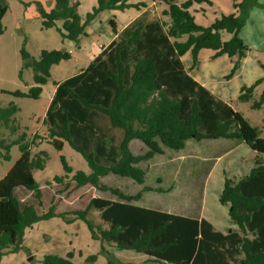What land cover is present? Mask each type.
Returning a JSON list of instances; mask_svg holds the SVG:
<instances>
[{
  "label": "trees",
  "instance_id": "1",
  "mask_svg": "<svg viewBox=\"0 0 264 264\" xmlns=\"http://www.w3.org/2000/svg\"><path fill=\"white\" fill-rule=\"evenodd\" d=\"M164 5L159 15H152L149 3H130L127 0H98L97 6L83 18L79 3L73 0H55V7L46 10L39 6L43 28L57 27L65 39L78 42L87 35L89 24L104 10L136 7L147 9L124 27L111 26L115 38L96 55L86 68L56 83L44 118L48 141L57 146L63 139L81 153L90 167V173L77 171L72 181L77 186L90 184L98 189H110L117 199L94 197L90 207L99 211L100 223L88 217V210H76L74 219H83L92 238L109 243L121 250H131L144 262L171 264H264V138L231 103L197 81L186 69L182 57L192 52L193 65H199L203 48L216 50L214 57L228 55L234 59L233 74L240 59L250 51L240 32L250 9L258 0L234 1L235 12L222 13L208 26L199 24L191 8L194 3L212 0H153ZM9 10L0 0V35L4 34L3 19ZM58 23H61L60 25ZM225 33L230 38L225 40ZM25 68L34 71V85L26 92L6 91L19 97L40 98L51 77V68L71 58L67 49L42 50L39 57L21 49ZM261 83L243 86L239 99L252 102V108H261L264 90L255 97ZM18 105L0 107V126L17 133L15 114ZM228 138L247 144L258 153L250 173L239 179L225 178L219 196L222 205L229 207L231 221L238 226L224 233L206 218H193L178 213L148 208L135 202L151 187L144 185L137 193L104 184L109 174L130 177L145 184L149 162L163 154L165 147L180 150L189 139ZM132 140H140L147 147L135 154ZM19 146L20 158L0 180V264L4 250L16 252L21 247L25 229L57 213L54 206L39 213L36 205L22 201L17 193L25 188L41 198L39 184L33 171L43 170L47 154L32 153L26 135L18 140L0 141V158H9L10 147ZM35 144V141H33ZM62 161L67 169L64 157ZM63 182V177H56ZM204 187L200 189L203 193ZM73 254L66 257L49 254L44 264H74ZM96 256L90 257L95 261ZM87 264V263H85ZM107 264H115L109 260Z\"/></svg>",
  "mask_w": 264,
  "mask_h": 264
},
{
  "label": "rangeland",
  "instance_id": "2",
  "mask_svg": "<svg viewBox=\"0 0 264 264\" xmlns=\"http://www.w3.org/2000/svg\"><path fill=\"white\" fill-rule=\"evenodd\" d=\"M5 1L9 10L3 19L5 32L0 35V107L10 103L18 105L15 124L19 127V131L12 133L8 128L0 127V141L18 140L19 135L23 133L31 144L33 154L46 152L48 158L45 169L33 171L40 187L41 198L25 188L18 189L17 193L22 201L36 205L41 214L54 206L58 214L67 213V215L53 216L26 228L19 250L16 252H12L11 248L4 250L1 264H44L46 255L57 254L66 257L69 253L73 254L74 264H107L109 260L115 264H171L154 261L143 263L140 256L131 250H121L112 244L92 238L91 231L83 219L69 222L75 217L74 211L89 209L88 217L96 224L100 223L99 211L90 207L92 198L117 199V196L110 189H98L90 184L77 186L71 179L77 171L90 173L87 161L63 139L57 140V146L50 143L47 126L44 123L55 83L89 65L99 45L106 43L107 35L113 32L109 18L123 25L124 19L134 15L138 9L128 7L101 13L87 27V35L76 42L65 39L57 27L43 28L39 6L51 10L55 7V0ZM127 1L147 3V0ZM77 2L78 12L83 18L98 4V0H74V3ZM254 6L256 8L253 11V18L248 19L250 15L248 16L240 32V35H245V42L251 50L240 59L239 68L231 74L234 65L229 69V63L224 58L215 62L207 54L209 52L200 55L199 65L212 86L218 87L221 96H226L236 110L240 111L253 126L258 127L264 138V103L261 108L254 109L251 106L252 102L239 99L243 86H252L259 80L261 83L255 89V97L259 98L264 90L262 66L264 35L250 36L247 30L264 25V16L261 15L264 14V0H258ZM260 45H262L261 51H256ZM23 47L36 58L45 49L65 48L72 55L69 60L52 66L51 77L43 85V92L38 99L3 92V90L27 92L34 85L32 68H25L23 76L20 77L24 63L21 54ZM183 60L186 64L192 63V54L188 53ZM239 69L240 72L236 75ZM131 148L136 154L147 151V147L141 142H134ZM0 151L6 153L1 147ZM20 156L19 146L14 144L10 147L9 158H0V180ZM257 156V152L239 140L189 139L185 148L175 150L165 147L163 154L155 155L144 164L148 172L145 184L115 174L105 176L103 182L108 187L120 188L127 193H137L144 185L155 188L153 192L145 191L139 203L152 199L149 204L158 209H168L173 213L189 217L204 214L218 228L227 231L228 225L231 224L229 208L219 201L225 178L239 179L249 174ZM62 157L72 169L71 172H67ZM57 176L63 177V182H57ZM202 187H204V196L200 193ZM93 255L96 256V260L90 261Z\"/></svg>",
  "mask_w": 264,
  "mask_h": 264
},
{
  "label": "crops",
  "instance_id": "3",
  "mask_svg": "<svg viewBox=\"0 0 264 264\" xmlns=\"http://www.w3.org/2000/svg\"><path fill=\"white\" fill-rule=\"evenodd\" d=\"M234 1H236V2H240L241 0H212V3L211 4H209V3H207V2H200V3H194V5H193V7L191 8V10H192V12H193V14L195 15V17H196V21L199 23V24H201V25H204V26H208V25H210L211 23H213L214 22V20L216 19V18H218L222 13H225V14H230V13H233V12H235L236 10H235V8L233 7V3H234ZM73 2H74V0H73ZM147 3H149V8L151 9V11H152V15H159L160 16V13H161V11L164 9V5H160V4H157V5H155V6H152V4H154V1L152 0V1H148L147 0ZM256 7L255 6H253L251 9H250V13H249V15H250V17L248 18V19H250V18H253V11H254V9H255ZM115 10H117V9H114L113 11H115ZM105 11H107V10H104L103 12H105ZM112 11V10H111ZM147 11V9L146 8H144L143 10H136V12H135V14L134 15H132V16H129V17H127L126 19H124V22H123V25H119L118 23H117V21L116 20H114V19H111V18H109L110 20H109V25H111L110 23H111V21L112 20H114L115 21V23H116V28H117V30L118 31H121L124 27H126L128 24H130L133 20H135L137 17H139L140 15H142V13H145ZM103 12H101V13H103ZM263 12H264V10H263ZM100 13V14H101ZM99 14V15H100ZM98 15V16H99ZM261 15H263L264 16V14H261ZM97 16V17H98ZM97 17H96V19H97ZM112 27V26H111ZM112 30H113V28H112ZM248 30V32H249V34H250V36L252 35V36H260V35H264V25H262V26H260V27H257L256 29H247ZM242 35V34H241ZM115 36H116V34H115V32L113 31L112 33H109V35H107V40H106V43H104V44H100L99 45V47H98V49H97V52L96 53H94L93 54V57H92V60H93V58L96 56V55H98L100 52H101V50H102V48H104L105 46H107L114 38H115ZM230 34H228V33H225V35H224V39L225 40H227V39H229L230 38ZM242 37H243V39L245 40L246 38H244L245 37V35L243 36L242 35ZM263 44H264V42H263ZM262 47V45H260L259 47H254V48H256L257 50L256 51H261V48ZM262 51H264V50H262ZM207 53V52H209V53H207L208 55H210V57H212V59H214L215 60V62H217L219 59H221V58H224V60H226V62H228L229 64H228V68L230 69V68H232V65H234V60L237 58V57H235L234 59H232V58H230L228 55H221V56H219V57H214V55H215V53H216V50H213V49H210V48H203V49H201V51H200V53H199V57H200V55H202V53ZM188 53H191L192 54V52L191 51H188L183 57H182V59H184L185 58V56H187V54ZM263 59H264V57H263ZM91 60V61H92ZM184 61V60H183ZM184 64H185V67H186V69L189 71V73L197 80V81H199L200 83H202L203 85H205L207 88H209L211 91H213L214 93H216L217 95L219 94L220 95V97L221 98H223L224 100H226V101H228L227 100V98H226V96H221V94H220V92L218 91V87H215V86H212V83H211V81L207 78V76H204L203 75V71H202V67L199 65V66H194L193 65V62L192 63H189V64H186L185 62H184ZM262 66H263V68H264V60H263V62H262ZM83 68H86V67H83ZM83 68H80V69H83ZM240 72V69L238 70V72L236 73V75L238 74ZM75 74V73H74ZM73 74V75H74ZM72 76V75H71ZM64 79H66V78H64ZM63 79V80H64ZM63 80H61V81H63ZM61 81H58V82H61ZM58 82H56V83H58ZM56 83H55V88H54V90H53V95H54V93H55V91H56V88H57V85H56ZM53 95L51 96V99H52V97H53ZM229 102V101H228ZM230 103V102H229ZM232 105V104H231ZM0 127H2V126H0ZM4 127V126H3ZM18 133V132H17ZM23 134V133H22ZM12 141V140H11ZM10 141V142H11ZM134 142H141V144H144L142 141H140V140H132V142L130 143V147L132 146V144L134 143ZM239 143V142H238ZM187 145V144H186ZM131 150H132V148H131ZM133 151V150H132ZM135 153V152H134ZM136 154V153H135ZM14 166V165H13ZM12 166V167H13ZM11 167V168H12ZM10 168V169H11ZM252 168V167H251ZM9 172V171H8ZM7 172V173H8ZM159 179V178H158ZM2 180V179H1ZM143 188V187H142ZM141 188V189H142ZM140 189V190H141ZM152 190H155V188H152L151 187V190H149V191H151V192H153ZM203 196H204V190H203ZM140 200H141V198H140ZM140 200H138L137 202H135L136 204H139V205H142V206H145V207H148V208H153V209H157V210H162V211H167V212H171V211H169L168 209H166V210H163L162 208L161 209H158V207H154V206H152V205H150L149 203V201H151L152 199H149V201L147 200V202H145V203H139V201ZM147 203V204H146ZM228 207V206H227ZM229 208V207H228ZM229 213V212H228ZM182 215V214H181ZM197 216H195V217H193V218H197V219H201V218H206L207 220H209V218L207 217V216H205L204 214H196ZM192 217V216H191ZM230 217V216H229ZM210 221V220H209ZM211 222V221H210ZM230 222H231V224L230 225H228V229H227V231H224V230H222L221 228H218V226H216L213 222H211L217 229H219L220 231H222V232H224V233H227V232H232L234 229H237L238 228V226L236 225V224H234L232 221H231V219H230Z\"/></svg>",
  "mask_w": 264,
  "mask_h": 264
},
{
  "label": "water",
  "instance_id": "4",
  "mask_svg": "<svg viewBox=\"0 0 264 264\" xmlns=\"http://www.w3.org/2000/svg\"><path fill=\"white\" fill-rule=\"evenodd\" d=\"M63 51H65L66 49L64 48V49H62Z\"/></svg>",
  "mask_w": 264,
  "mask_h": 264
}]
</instances>
